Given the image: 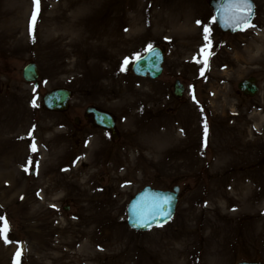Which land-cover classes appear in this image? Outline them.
Masks as SVG:
<instances>
[{
    "label": "rangeland",
    "instance_id": "374dc122",
    "mask_svg": "<svg viewBox=\"0 0 264 264\" xmlns=\"http://www.w3.org/2000/svg\"><path fill=\"white\" fill-rule=\"evenodd\" d=\"M60 1L68 0H40L30 35L32 0H0V11L20 10L22 25L26 22L24 32L15 36L0 31V137L12 139L11 148L21 158L5 155L0 164V217L8 224L7 242L0 237V264L264 263V53L257 49H264V0H256L250 28L235 35L222 34L211 21L207 0H113V6L100 0L95 13L80 16L83 27L102 24L114 12L120 14L123 29L120 43L101 53L94 49V37L87 39L86 48L78 45L79 31L72 36L75 41H56L52 26L46 37L53 15L48 8ZM172 4L178 8L169 11ZM170 13L176 15V29L201 33L202 48L203 22L208 23L210 47L200 50L198 59L192 54L177 59L182 41L172 40L174 30L152 27ZM134 14L151 28L130 24ZM62 17L72 23L78 19L69 13ZM149 44L166 50L162 74L154 80L131 73L136 55H143ZM125 58L129 63L120 71ZM28 63L37 66V89L22 78ZM249 76L259 85L253 98L237 89ZM175 80L184 86L180 99L173 95ZM55 88L72 91L65 113H50L42 106V96ZM133 101L135 106H130ZM88 106L115 117V140L85 124L82 114ZM175 116L182 124L169 137L175 148L194 141V154H167L165 144L139 148L155 141L151 137L160 139ZM189 127L194 134L187 135ZM112 157L126 161L113 170L120 176L117 185L110 178ZM96 161L99 165L90 168ZM57 165L68 173L54 171ZM69 171L76 172L74 181ZM84 174L91 189L82 184ZM147 185L163 190L177 185L179 200L169 224L137 233L128 228L125 209ZM92 202L95 208L88 206ZM18 249L21 254L16 256ZM61 253L65 257L59 258Z\"/></svg>",
    "mask_w": 264,
    "mask_h": 264
},
{
    "label": "bare ground",
    "instance_id": "6f19581e",
    "mask_svg": "<svg viewBox=\"0 0 264 264\" xmlns=\"http://www.w3.org/2000/svg\"><path fill=\"white\" fill-rule=\"evenodd\" d=\"M99 1L100 0H82V1L68 0V1H64V3H61V1H60L57 4L50 5L49 8L51 10H49V8H48V11H51L53 13V15H51L48 18V21L46 24V29H45L46 37L49 36L48 31L51 30L52 26H54L55 32L56 31L58 32L57 36L55 37L56 41H60V40L62 41L63 39H67V38L74 40L72 38V36L74 35V33H77L79 31L77 33V35H78L77 39H78V45H80L81 47L86 48L88 46L87 45V41H88L87 39L94 37V39H96V45L94 47L95 51L101 53L104 50H111V49L115 48L121 41V38H120L121 32L120 31H122V27H121L122 22H120L118 20L119 19L118 16L120 15L119 13H114L112 11L113 14L108 16L107 20L105 22H103L102 24H99V25L92 23V28L91 27L90 28L83 27V25H84L82 23L83 20L80 19V16L83 14L95 13L99 9L97 6V3H99ZM112 3H113V0H107L106 5L107 6H113L114 4H112ZM54 7L55 8L57 7L58 9L55 10ZM176 8H178L177 5L172 4L169 6L168 9H169V11H171V10H174ZM56 12H58L59 14H57ZM67 13H69V15H71V16H77V18H78L77 22L72 23L70 21L67 22L66 20L63 21L62 16L67 15ZM108 13H109V11H108ZM173 14L174 13H170V15H168L166 18L157 19L153 24L154 26H152V27H154V28L171 27L172 30H174V35L172 36V40L176 38L177 43L182 41V43L179 44L177 47L178 53L176 52V55H175V57L177 59H181L182 57L184 58L185 55H187V54H192V56L194 58L198 59V57L200 56L199 54H201L200 50L202 49V46H198V42H200V40H202V38L200 37L201 35L198 36L201 33L198 34L197 31L189 30V28H187V30H184V31H182L180 29H176V25H177L176 15L175 14L173 15ZM55 16H59V17L56 18ZM139 16L140 15H138V14H134L133 16H131L130 24L137 23L141 27L151 28V26H148L151 23H149L147 21H143V20L140 22ZM59 19H60V22L62 23V25H59ZM66 22L68 23V25ZM92 22H95V21L93 20ZM194 22L195 21L190 22V25H192ZM22 24H23V21H22V19H20V10L15 11V8H14L13 11L11 9H2L0 11V31H2L3 34L9 35V37H12L15 34V32H22L23 33L24 29L26 27V22H25L24 26ZM63 24H64V30H63ZM189 31H190V33H189ZM118 32H119V34H118ZM83 33H85V35H83ZM132 39H134V38L132 37ZM179 39H181V40H179ZM129 41H130V44L127 46H131V44H133L132 43L133 40L129 39ZM258 43L261 44V42L259 40H258ZM129 48H132V47H129ZM257 49L259 51L261 50V53H264V49H263L262 45H259L257 47ZM90 50H93V49H90ZM218 54H219V52H217L215 55L217 56ZM197 61H200V60H197ZM127 99H128V95L123 96V102H125V101L127 102ZM134 104H135V102L133 101V103H131L130 106H132ZM157 123H161L162 127H168V123L165 121H159ZM181 124H182L181 117L180 116L176 117L174 124L170 123V125L168 127L169 129H167V131L164 133V135L162 134L160 139L157 137H151V138H155V141H151V142L147 141L144 145H142V147H139V148L142 149V151H147L148 149H150V150L153 149V146H155V144L156 145H164L165 144L164 145V147H165L164 151H166V148H167V151H166L167 154L172 153V152H176L178 154L179 153L181 154V153H183V151L187 152L186 154H184L186 157H188L190 155L189 153L194 154V150L197 147V145L194 141H190L187 144L186 143L185 144L182 143L181 145L177 144V147L175 148V145L172 143V139L169 137V135L172 134L173 129H175V126H177V128H178L179 126H181ZM138 126H142L141 121L138 122ZM185 132L187 133V135H191V134L195 133V129H190V127H189L185 130ZM142 134H143V132H141V135ZM10 142H12V139H5L4 137H0V164H2V159H3L2 157H4L5 155L12 157V159L15 161L21 160V158L18 155H16V153L18 152V151H16V148L15 149L11 148ZM149 143H150V145H149ZM15 151H16V153H14ZM92 159L96 160L95 158H92ZM94 160H90V161H94ZM122 160H123V163L126 162L124 158ZM111 163L113 166L112 170H114V171L116 169H118L121 164H123L122 161L116 157L111 158ZM98 165H99L98 162L93 163V164L90 163V168L96 167ZM53 169H54V171L55 170H61L60 173H63V174L68 173V172H63L64 168L59 166V165L53 167ZM51 170H52V168H50V172H51ZM114 171L110 174V178H112L113 182L115 181L116 185H117L120 183V176L117 174V172H114ZM69 172L70 173L68 174V178L74 181L77 177L76 172H73V171H69ZM62 177H64V176L62 175ZM82 184L85 187H88L89 189H91L90 188V177L87 176L86 174L83 175ZM112 185H113V183L111 184V186ZM86 197H88V196H86ZM88 206L91 208L96 207L94 205V202H92ZM87 217L89 220H91L90 218H93L88 214H87ZM62 241L63 240H61L57 245H60L62 243ZM88 243L91 244L92 240L88 239ZM5 257H6V252L4 253V258ZM58 257L63 258V257H65V255L63 253H61V255H59Z\"/></svg>",
    "mask_w": 264,
    "mask_h": 264
},
{
    "label": "water",
    "instance_id": "95a60500",
    "mask_svg": "<svg viewBox=\"0 0 264 264\" xmlns=\"http://www.w3.org/2000/svg\"><path fill=\"white\" fill-rule=\"evenodd\" d=\"M226 0H211L210 5L214 8L215 16L217 17L216 22L220 29L224 32H237L242 27L243 29L247 25H241L237 27L235 24L231 22L229 17L232 13H225L224 4ZM250 3V1H248ZM252 7L251 13L249 14V19L252 18ZM247 23V24H248ZM156 55L149 58L146 54L143 56L144 58L135 62L132 65V72L139 77H149L151 79L157 78L162 71V62H163V51H160L156 48H153ZM23 78L26 81H35L37 78L36 67L34 64H30L26 66L23 70ZM238 89L242 91L245 95L250 97L254 96L258 88L255 85V79L251 78L246 81L240 82L238 84ZM174 95L176 97H180L182 95V86L175 82L174 84ZM71 93L65 89H57L47 93L43 97V104L45 108L52 111H65L68 107V100L70 99ZM88 113H92L94 115V122L96 125L100 127H104L106 129L114 132V121L113 118L107 114L100 113L95 111L94 109H87ZM115 137V134H112ZM179 187L176 186L173 188L172 192L168 191H160L154 190L150 187H145L141 192H139L128 204L127 207V224L128 226L137 232H144L149 230L152 227H159L165 223H167L175 212V207L178 199ZM168 197L169 202L164 207L166 216H158L155 219H150L147 226H142L141 222L138 220V211L141 204L145 200H151L154 196ZM239 264H260V263H239Z\"/></svg>",
    "mask_w": 264,
    "mask_h": 264
},
{
    "label": "snow or ice",
    "instance_id": "6c2138e0",
    "mask_svg": "<svg viewBox=\"0 0 264 264\" xmlns=\"http://www.w3.org/2000/svg\"><path fill=\"white\" fill-rule=\"evenodd\" d=\"M33 2V11L30 17V25H29V34L31 35L33 26L35 24V21L38 18V14L40 11V0H32ZM251 4L248 3V0H226V3L224 4V10L225 13H232V15L229 17L231 22L235 24L237 27L241 25H247L248 19H249V14L251 13ZM217 17L213 16L211 18V21L214 23L216 21ZM196 24L198 26L202 25L201 20H196ZM251 26V25H248ZM240 30H244L242 27ZM211 29L208 26L207 22H203V34H204V40H205V46L204 48L210 47V40H211ZM204 48L201 49V51H204ZM145 54L151 58L156 55L153 47L151 44H149L146 49H145ZM144 57L140 54H137L135 59L137 61L143 59ZM129 63L128 58H125L123 61L120 71H125V66ZM201 73H203V69L201 70ZM195 100V97H193ZM33 106H35V101L33 100ZM32 135V132H29V136ZM207 135V125L205 123V136ZM31 149L33 152H35L36 145L35 141H33L31 145ZM79 159V158H77ZM32 164L31 158L28 160V165L30 166ZM38 164V162H37ZM25 171H28V167L26 166L24 168ZM169 202L168 197H161V196H154L151 198V200H145L138 211V220L141 222L142 226H147L148 222L150 219H155L158 216H166L167 213L164 211L165 205ZM54 207V206H53ZM0 221H3V227H0V237L4 238L5 241L7 242V236H6V230L8 228L7 221L5 220L4 217H0ZM21 253L18 249L16 256H19Z\"/></svg>",
    "mask_w": 264,
    "mask_h": 264
},
{
    "label": "flooded vegetation",
    "instance_id": "af4514ba",
    "mask_svg": "<svg viewBox=\"0 0 264 264\" xmlns=\"http://www.w3.org/2000/svg\"><path fill=\"white\" fill-rule=\"evenodd\" d=\"M82 119L84 120V122L87 126H93V127L95 126L93 124V119H92L91 114H86L85 112H83ZM79 124H80V120L78 121L77 125H79Z\"/></svg>",
    "mask_w": 264,
    "mask_h": 264
}]
</instances>
